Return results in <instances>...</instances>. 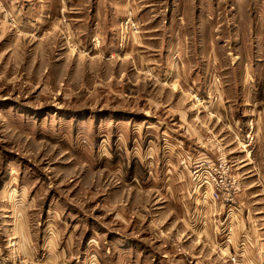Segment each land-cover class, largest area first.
<instances>
[{
    "label": "rangeland",
    "instance_id": "obj_1",
    "mask_svg": "<svg viewBox=\"0 0 264 264\" xmlns=\"http://www.w3.org/2000/svg\"><path fill=\"white\" fill-rule=\"evenodd\" d=\"M198 160L226 161L234 206ZM232 250L264 264V0H0V264Z\"/></svg>",
    "mask_w": 264,
    "mask_h": 264
},
{
    "label": "built area",
    "instance_id": "obj_2",
    "mask_svg": "<svg viewBox=\"0 0 264 264\" xmlns=\"http://www.w3.org/2000/svg\"><path fill=\"white\" fill-rule=\"evenodd\" d=\"M199 161L194 166V179L198 184V188L206 189L205 198H209L213 206L218 203H223L229 207L234 206L236 200L232 196L234 192L231 189L234 187L235 182L229 180L230 168L226 161L210 162L202 160L198 163ZM244 249L245 247L242 246V250ZM233 255L232 250L230 258L236 263V258Z\"/></svg>",
    "mask_w": 264,
    "mask_h": 264
},
{
    "label": "crops",
    "instance_id": "obj_3",
    "mask_svg": "<svg viewBox=\"0 0 264 264\" xmlns=\"http://www.w3.org/2000/svg\"><path fill=\"white\" fill-rule=\"evenodd\" d=\"M167 141V140H166ZM198 148H200L199 146H198ZM190 149V150H189ZM196 152V153H198L199 152V150H196L195 149V147H193V148H191L189 145H188V154H190V153H192L193 154V152ZM183 153H184V151H182ZM191 155V154H190ZM193 158H194V156H193ZM203 206V205H202ZM204 207V206H203ZM220 229L221 228H219V229H217V230H215V232L213 233V238H214V235H215V242H212L213 243V247L215 248V250H217V249H219V246L221 247V243H217V241H218V239H223L222 238V236H224V232H220ZM246 232V231H245ZM244 234V235H243ZM247 233H244V232H240V235H239V237H238V240H239V238L241 237V236H243V238H245L246 240H247V243L245 244V243H242L244 246H245V248L249 251V252H247L248 254L254 249V251H261V253H262V249L259 247L258 248V245L256 246L255 244H253L251 241H250V235L248 234V235H246ZM229 235H230V240H231V244H230V246L233 248V250L236 252V254H237V256H239V253H244L245 251H246V249L245 250H242V247H241V244L240 245H238V243L236 242V238H233V235H234V232L231 234V233H229L228 234V236L227 237H229ZM248 237V238H247ZM249 242V243H248ZM222 245H225V242L223 241V243H222ZM226 247H227V244H226ZM246 253V254H247ZM241 256H243V255H240V257ZM246 258H248V257H246ZM239 261V260H238ZM237 261V262H238ZM241 262L242 263H240V264H244L245 262H246V259H244V258H242L241 259ZM236 264H239V263H236ZM261 264H263V260H262V263Z\"/></svg>",
    "mask_w": 264,
    "mask_h": 264
}]
</instances>
